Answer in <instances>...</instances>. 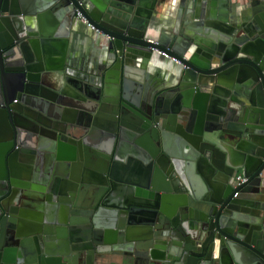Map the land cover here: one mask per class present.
Instances as JSON below:
<instances>
[{"label": "water", "instance_id": "1", "mask_svg": "<svg viewBox=\"0 0 264 264\" xmlns=\"http://www.w3.org/2000/svg\"><path fill=\"white\" fill-rule=\"evenodd\" d=\"M245 1L0 0V264H264V0L237 23ZM74 20L108 40L95 69L68 55Z\"/></svg>", "mask_w": 264, "mask_h": 264}, {"label": "crops", "instance_id": "2", "mask_svg": "<svg viewBox=\"0 0 264 264\" xmlns=\"http://www.w3.org/2000/svg\"><path fill=\"white\" fill-rule=\"evenodd\" d=\"M250 2L251 0L245 1L241 3L239 7L235 8L234 12L231 14L234 21L237 23L244 21L245 9L250 8ZM158 10L153 12L156 21L161 22L160 26L164 27L166 30H173V26L175 25V12H169V10H165L164 7ZM49 19L50 17H47L45 23ZM47 23H52V21ZM61 36L67 39L68 55H71L79 65L95 69L96 65L105 61L107 50L104 47L108 46V40H103L99 35L89 30L77 20L70 22V24L67 23V27L62 31ZM154 36L157 39L159 33H156ZM160 70L156 79H158L159 82H163L165 79L168 80L171 76L169 70L165 67H161ZM68 101L75 105H85L87 103L73 99H68ZM41 161H43V163L45 162V165L48 164V159L46 158H43ZM239 176H241V172ZM252 196H255L258 200H262L263 203L261 205L264 207V188L260 189L258 193H253ZM93 264H132V260L124 256L122 251H107L97 254Z\"/></svg>", "mask_w": 264, "mask_h": 264}, {"label": "built area", "instance_id": "3", "mask_svg": "<svg viewBox=\"0 0 264 264\" xmlns=\"http://www.w3.org/2000/svg\"><path fill=\"white\" fill-rule=\"evenodd\" d=\"M237 180L240 181V182H242V183L246 181V180L243 179L241 176H238Z\"/></svg>", "mask_w": 264, "mask_h": 264}]
</instances>
